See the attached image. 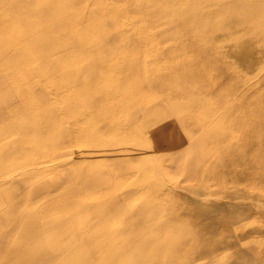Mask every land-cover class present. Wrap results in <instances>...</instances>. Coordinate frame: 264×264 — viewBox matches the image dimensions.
Instances as JSON below:
<instances>
[{
    "label": "rangeland",
    "instance_id": "1",
    "mask_svg": "<svg viewBox=\"0 0 264 264\" xmlns=\"http://www.w3.org/2000/svg\"><path fill=\"white\" fill-rule=\"evenodd\" d=\"M12 2L0 0V20L28 38L8 44L4 29V57L48 61L43 83L24 84L39 89L26 103L12 86L0 98V264H50L47 249L82 232L120 246L125 263L264 264V0H35L27 9L65 8L37 12L61 26L36 31L5 13ZM117 28L123 37L108 42ZM155 60L174 74L173 98L156 90ZM162 101L158 134L174 139L149 152L141 143L157 132L141 110ZM122 119L140 123L109 135ZM197 128L216 138L179 146ZM91 180L118 190L73 188Z\"/></svg>",
    "mask_w": 264,
    "mask_h": 264
},
{
    "label": "bare ground",
    "instance_id": "2",
    "mask_svg": "<svg viewBox=\"0 0 264 264\" xmlns=\"http://www.w3.org/2000/svg\"><path fill=\"white\" fill-rule=\"evenodd\" d=\"M19 1H21V3H18V2H12V3H10V4H12V6L11 5H9V6H11L10 7V9L8 10V11H6L5 12V10H4V12L6 13V14H8L9 13V11H11V12H15V13H17V14H19V17L17 18V20H19L20 21V24L22 23L24 26H25V30H31V31H36V30H40V29H42V28H44L45 26H47V25H49V24H52V26L55 24V25H59V26H61V23L59 24V23H57V22H55L54 20H53V18H38V16L36 15L35 16V14L37 13V12H40V13H45V12H52V11H60V10H63V9H65V8H60V6H55V5H52L51 4V6H49V7H44V6H37V7H35V8H33V9H31V7H30V9H27V8H29L28 7V5H30L29 3L30 2H33V1H35V0H19ZM28 11H27V10ZM107 11V10H106ZM110 11V10H109ZM29 12L30 13H32L33 15H31V14H29ZM113 12V11H112ZM110 13V12H109ZM11 14H14V13H11ZM3 16V15H2ZM115 16V15H114ZM4 17V16H3ZM2 17V18H3ZM7 18H9V19H7V18H5L6 20H4V22H2V19L0 20V35H2L3 33V31H4V29H6V32H7V30H9V28H7V27H5L4 25L6 24V23H8V21H10V17H8V16H6ZM118 17V16H117ZM109 19V18H108ZM117 21V20H116ZM119 21V20H118ZM117 21V22H118ZM2 22V23H1ZM116 22V23H117ZM2 25V26H1ZM84 25H86V26H88V24L87 23H85ZM3 27H5V28H3ZM118 29V28H117ZM15 30L16 29H10L9 31H11V32H7V33H11V38L9 39V38H5V39H7L8 41H7V43L8 44H10V43H14V42H18V41H22V40H27V38H28V35H27V33L24 31V32H22L21 33V35L19 36V37H17V35L18 34H16V33H13V32H15ZM130 30V29H129ZM54 31H57V30H54V29H50V34H52ZM127 31H128V28H127ZM60 34H62V36L64 37L65 36V31L64 30H60V31H58ZM126 32V30L125 29H118V30H112V31H109L108 32V42H114L115 44H116V42L117 43H119V36H122L124 33ZM135 32V31H134ZM131 33V32H130ZM130 33H129V36L128 37H130ZM127 35V34H126ZM125 35V36H126ZM132 35V34H131ZM133 35H135V33L133 34ZM123 37V36H122ZM125 38V37H124ZM130 38H133V36L132 37H130ZM129 39V38H128ZM130 41L129 42H131V40H133V39H129ZM159 42V41H158ZM127 47V46H126ZM144 47V46H143ZM27 48V47H26ZM6 55V51H5V49H3V48H1V46H0V98H2V97H5V95H7L5 92H9V91H7L6 89L7 88H9L10 86H12V88H16V90L18 89V92H17V94L15 95H13L12 94V91L11 92H9V93H11L10 95H11V98H13V96L15 97H19L21 100H22V102H25L24 100H27L29 97H31V95L32 94H37V92H39L38 90V83H36L37 84V89H35V88H33L34 90H30V88H25V86H24V84H26V83H33V82H39V83H43L44 82V76H42L41 74H39V71H38V69H39V66H44V64H45V62H47L48 60H47V57L46 56H44V55H40V57H39V55L37 56V57H33V59H31L30 57H28L27 58V60L25 61V62H23V63H20V64H17V63H15L14 64V61L13 60H11V59H9V58H12V53L11 54H9L7 57H4ZM155 59H157V58H155ZM29 60H31V61H29ZM154 60V59H153ZM157 60H159V59H157ZM147 61V60H146ZM152 61V60H151ZM13 62V63H12ZM32 62H33V64H32ZM155 62V70L154 71H156L155 72V74H154V79H153V81L154 82H156V90H157V92H159L162 96L164 95L165 96V98H167L168 96L170 97V98H173L174 96H176L175 95V92H170V91H172V89H170L169 88V85H170V81H168V79H172V76H174V74H172V73H169V72H166V71H164V70H160V69H158V68H160V67H158L157 68V66H160L159 64H161V63H159L158 61L156 62V60L154 61ZM36 63V64H35ZM148 63V62H147ZM153 63V62H152ZM146 64V63H145ZM32 65H33V67H32ZM152 65V64H151ZM154 65V64H153ZM162 66L161 67H163V64H161ZM166 65V64H165ZM34 66H36L37 68H35ZM154 67V66H153ZM165 67V66H164ZM175 67V66H174ZM174 67H173V69H174ZM177 67H179V66H177ZM140 68H142L141 66H140ZM175 69H178V68H175ZM152 69H151V71H153ZM168 70V69H167ZM148 71H149V69H148ZM147 71V72H148ZM153 71V72H154ZM169 71H172L171 69H169ZM173 72V71H172ZM176 71H174L173 73H175ZM150 73V72H149ZM177 73V72H176ZM148 75V74H147ZM176 75V74H175ZM61 76V75H60ZM58 74H56V75H51L50 76V78H52V79H59V77H60ZM97 77V76H96ZM150 76H148V80H150V81H152L150 78H149ZM94 78V77H93ZM95 79V78H94ZM97 79H98V77H97ZM99 80V79H98ZM98 80H95V82H98ZM156 80V81H155ZM93 80H89V82H92ZM23 88V89H22ZM40 88V87H39ZM81 88H84V87H81ZM2 90H4V91H2ZM162 91H164V92H162ZM168 91V92H167ZM220 91H222V90H220ZM5 93V94H4ZM239 93V92H238ZM107 94V93H106ZM108 96V95H107ZM98 97H101V96H99L98 95ZM108 98V97H107ZM169 98V99H170ZM102 99V98H101ZM164 100V99H163ZM170 100H172V99H170ZM175 100V101H174ZM173 100V102L176 104V106L177 105H179V106H182L184 103L181 101H178L177 99H174ZM161 101V100H160ZM166 101V100H165ZM169 101V100H168ZM2 102V101H1ZM155 102V101H154ZM171 102V101H170ZM26 103V102H25ZM25 103H22L24 106H27L29 103H27V104H25ZM205 103V102H204ZM217 103V102H216ZM150 105V107H148V108H141V109H143V110H141L142 112V119H143V124H140V125H142V128L145 130V128H149V127H154L155 128V130H157V131H155V130H153L154 128H152L151 130H153L154 132H157V134H145V141H148V143L147 144H145V143H141V144H144V145H146V146H148V148H149V152H151L152 150H154V149H156V147L157 146H159L158 148H166V149H168L169 147H170V143H168V141H167V143L168 144H166L165 143V141L166 140H169V139H174V137H168V136H164V135H160V134H158L159 133V131H161L162 129H165V126L166 125H164L165 123H164V120H161L160 118L161 117H159L157 114V112H155L156 110H155V108L157 109V106L158 107H160V106H162V105H167L165 102L163 103V101H162V103L161 104H159L158 102H156V103H154V104H152V103H149ZM229 104V103H228ZM191 106H192V104H190ZM169 106V105H168ZM5 107V106H4ZM194 107V106H193ZM225 108V107H224ZM7 109V108H6ZM72 109V108H71ZM240 109V108H239ZM29 110V109H28ZM27 111V110H26ZM25 111V112H26ZM239 112V111H238ZM10 113V112H9ZM31 114V113H30ZM33 114V113H32ZM103 114V113H102ZM146 115L145 116V118H143L144 117V115ZM240 114V113H239ZM150 115V116H149ZM152 115V116H151ZM218 115V114H217ZM227 115V114H226ZM10 116V115H9ZM108 116V115H107ZM176 116H177V113H176ZM215 118V117H214ZM174 119H175V117H174ZM10 120H13V119H10ZM139 121H141V120H139ZM171 121V120H170ZM173 121V120H172ZM13 122H15V121H13ZM125 122V119H122L121 120V124H123ZM127 123V125L125 126V124ZM138 123H140V122H137V121H128V119H127V121L125 122V124L122 126V127H118V128H116L115 130H112L111 132L110 131H108V134L109 135H116L117 133H120V132H124L123 130L125 129L126 130V128L127 127H130V126H137V125H139ZM177 123V122H176ZM230 123V122H229ZM12 124V123H11ZM167 124V123H166ZM175 124V123H174ZM178 124V123H177ZM177 124H175V126L177 125ZM173 125V124H172ZM203 125H204V123H203ZM206 126H208V124L206 125ZM22 127V126H21ZM145 127V128H144ZM170 128H172V127H170ZM178 128H180L179 127V125H178ZM177 128V129H178ZM212 128H213V126H212ZM228 128V127H227ZM226 128V130H228ZM16 129H19L20 130V126L19 125H17V128ZM29 130V128H24V132H25V134H27V131ZM143 129H141V130H143ZM174 129V128H173ZM199 129L200 128H197V129H195L194 131H193V133L192 134H190V136H189V138H192V139H190V141H189V138H182L183 136H180L179 135V137H178V141H179V146H182L183 144H186V145H183V146H186L187 148H193V147H195L196 145H198L199 144V142L201 141V140H204V139H206V138H213V139H215L216 137L215 136H213V135H211V136H199ZM229 129H231L232 130V128H229ZM159 130V131H158ZM176 130V129H175ZM213 130V129H212ZM150 131V130H149ZM229 131V130H228ZM169 133H170V131H168ZM177 132V131H176ZM230 132V131H229ZM149 133V132H148ZM164 133V132H163ZM173 133H175V132H173ZM202 134V133H201ZM225 134V133H224ZM118 135V134H117ZM178 135V134H177ZM203 135V134H202ZM135 136H139V135H135ZM181 137V138H180ZM185 137V136H184ZM220 137H222V138H220V139H224V135L223 136H220ZM71 138V137H70ZM84 139H88V137H83ZM176 138V137H175ZM194 138V139H193ZM236 140H239L238 138L236 139ZM177 141V142H178ZM4 142V141H3ZM2 142V143H3ZM177 142H173V144H176ZM207 142V141H206ZM10 144V143H9ZM208 144V143H207ZM226 144V143H225ZM4 145V144H3ZM177 145V144H176ZM94 146L95 145H90L89 144V148L90 149H92V148H94ZM171 146H174V145H172V142H171ZM178 146V148H180ZM182 146V147H183ZM206 146V145H205ZM204 146V147H205ZM221 146V145H220ZM2 147V146H1ZM157 148V149H158ZM177 148V147H176ZM173 149V148H172ZM209 152V151H208ZM212 152L213 151H211L209 154H212ZM204 153V152H203ZM202 152H201V154H203ZM206 153H207V150H206ZM205 156V155H204ZM216 156H214V158H215ZM213 158V159H214ZM212 159V158H211ZM208 162V164H209V162L211 163L212 161H207ZM213 164H214V162H212ZM206 167V166H205ZM207 168V167H206ZM34 170V169H33ZM262 184V183H261ZM104 185H107L108 186V189H104V193L106 194V195H108L107 196V199L110 197V195H113V194H115L116 193V191L118 190V186H119V183H117V182H100V181H90L88 184L86 183V184H84L83 186H76V187H73V188H75L76 190H78V191H81V192H89V191H92V192H95V191H98V190H101V189H103V187H104ZM264 185V184H263ZM106 188V187H105ZM98 189V190H97ZM107 190V191H106ZM106 199V198H105ZM97 200V204L98 205H102L103 206V203L105 202V201H107V199L106 200ZM110 200V199H109ZM93 207H94V205H93ZM107 207V206H106ZM79 208H81V207H79ZM95 208H97V207H95ZM99 208V207H98ZM102 208V207H101ZM105 210H106V208H105ZM160 221V220H159ZM42 225H44V224H42ZM54 225H55V223L54 222H52L51 224H50V226L51 227H54ZM107 232H108V230H105V229H103L102 227H101V229H97V236H105V235H107ZM87 234L88 233H85V232H82V237H81V239H80V241H78L76 238H73L72 240H70V239H67L65 242H64V244H61L60 246H59V248L58 249H56V247H55V245L54 244H52L49 248L48 247H46V249L48 250V251H53V252H56L55 253V255H53L54 257H55V259H56V262L57 263H55V259L52 261L51 260V262H50V264H58V262H59V264H131V263H125V261H124V258H125V253L121 250V248H120V246H117V245H106L105 247L103 246V244H101L100 246L99 245H97L98 243H102L103 242V240L102 239H100V238H98V239H88L87 238ZM124 242V241H123ZM119 245H121V244H119ZM44 249V248H43ZM42 248H41V250H43ZM1 252V251H0ZM51 256V255H50ZM52 257V256H51ZM59 260V261H58ZM49 261V260H48ZM36 264H38V263H36ZM41 264H42V262H41ZM43 264H48V263H43Z\"/></svg>",
    "mask_w": 264,
    "mask_h": 264
},
{
    "label": "crops",
    "instance_id": "3",
    "mask_svg": "<svg viewBox=\"0 0 264 264\" xmlns=\"http://www.w3.org/2000/svg\"><path fill=\"white\" fill-rule=\"evenodd\" d=\"M11 258V257H10ZM10 262H12V259L10 260Z\"/></svg>",
    "mask_w": 264,
    "mask_h": 264
}]
</instances>
